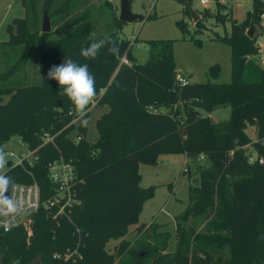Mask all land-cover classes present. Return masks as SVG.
<instances>
[{
	"label": "trees",
	"instance_id": "1",
	"mask_svg": "<svg viewBox=\"0 0 264 264\" xmlns=\"http://www.w3.org/2000/svg\"><path fill=\"white\" fill-rule=\"evenodd\" d=\"M19 1L24 15L7 24L9 39L0 42V148L16 136L34 149L43 132L56 134L53 144L36 151L32 174L44 203L54 193L48 162L60 156L70 160L79 180L78 203L70 219H53L41 205L29 215V236L21 226L0 230L1 263L28 264L39 255L37 264H264V164L250 162L249 150L251 146L264 157V65L254 58L260 50L255 41L264 0H252L242 20L232 18L228 35L213 36L230 48V80L186 85L178 83L172 40H146L149 57L138 64L129 39L113 31L90 34L96 8L98 14L110 8L115 27L125 23L110 0ZM216 1L214 12H196L200 19L193 24V36L203 33L208 19L225 23L218 10L223 4ZM185 6L183 13L190 17ZM43 13L50 19L49 32L41 30ZM176 24L189 32L185 20ZM250 25L254 31L249 38ZM104 37L116 42L117 54H109L106 46L94 60L80 55L92 39ZM34 52L39 81L31 83L25 65ZM65 55L89 65L96 78L94 100L107 106L95 120L94 141L87 139V126H82L87 114L70 124L74 106L59 95L58 82L46 78ZM122 57L128 65L120 63ZM218 70L212 65L208 75L215 77ZM219 106L229 107V120L215 123L198 112L211 113ZM247 125L254 126V140L245 133ZM166 153L185 154L192 164L201 155L205 158L195 166L198 185H188L186 207L173 218L176 244L168 252L170 232L155 222L138 224L133 241L125 238L154 193L152 185L139 186L138 166L154 165ZM9 174L12 181H31L19 167ZM116 239L118 244L109 252L107 242ZM77 243L80 258L53 257Z\"/></svg>",
	"mask_w": 264,
	"mask_h": 264
},
{
	"label": "rangeland",
	"instance_id": "2",
	"mask_svg": "<svg viewBox=\"0 0 264 264\" xmlns=\"http://www.w3.org/2000/svg\"><path fill=\"white\" fill-rule=\"evenodd\" d=\"M131 13L141 15L144 20H135L133 22L123 23L120 28L115 27L113 22L112 11L108 7L101 8L98 14L97 8L93 13L92 36H98L102 33L115 34L124 39H129L132 46L131 51L134 60L138 64L146 62L149 57V50L146 40H163L169 39L173 41V59L176 67V76L179 80L181 77L190 83L199 82H228L230 80V48L218 41L214 40L215 33L219 35H228L230 33V23L232 18L242 20L245 12L251 8L252 0H222L223 4L218 10L226 18L222 24L212 19L205 21V30L203 33L193 36L191 32L193 22L190 17L183 13L184 2H176L175 0H129ZM220 1V0H219ZM96 2V1H95ZM116 8V16L119 14L120 0H113ZM97 5H99L97 3ZM191 8L197 12L203 9H209L214 12L217 6L216 0H207L206 4H202L201 0H193ZM186 7V6H185ZM24 15L23 5L19 0H0V42H6L9 39L6 26L13 18H22ZM148 15H151L148 17ZM119 17V16H118ZM180 19L185 20L189 32H182L176 22ZM258 38L261 39L264 54V34L262 22L257 29ZM193 38L201 40L196 45ZM2 58L0 56V70L3 68ZM38 53L34 52L33 56L25 65V71L28 75L29 82L36 83L39 81L37 71ZM217 64L219 70L215 77L208 75V69ZM259 64L264 65L262 62ZM8 97H4L6 102ZM107 110V106L97 104V100L93 99L87 108L85 115L88 116L87 139L94 141L96 138L95 120L101 113ZM165 108L160 111L164 112ZM198 112L201 116L209 117L213 122H223L229 120V107L219 106L211 113H207L202 109ZM245 133L254 140V126L247 125ZM16 136H12L5 149L17 150ZM252 156L257 153L249 146ZM188 162V164H186ZM205 158L199 159L192 164L182 153H166L158 157L156 164L144 165L139 164L138 172L140 175L139 186L147 188L153 186V196L143 203L142 209L137 217V224L129 227V234L125 237L129 241H133L136 236V227L138 224H149L155 222L163 225V230L170 232L168 248L165 252L173 251L175 248L174 224L173 218L181 213L188 202V185H198L199 175L196 171V164H204ZM264 164V163H263ZM165 210V212L162 211ZM110 240L107 242V250L112 252L118 241Z\"/></svg>",
	"mask_w": 264,
	"mask_h": 264
},
{
	"label": "built area",
	"instance_id": "3",
	"mask_svg": "<svg viewBox=\"0 0 264 264\" xmlns=\"http://www.w3.org/2000/svg\"><path fill=\"white\" fill-rule=\"evenodd\" d=\"M202 4H206L207 0H201ZM261 22L264 21V10L260 15ZM255 45L260 48L257 55L254 56L255 60L264 64V56L261 55V41L257 39ZM120 63L128 65L129 62L125 57L120 59ZM179 84L186 85L187 80L181 77L178 80ZM69 114L73 115L70 124H78V120L81 118L80 114L76 111H70ZM56 134H49L48 132H43L40 135L41 143L38 147L32 149L27 143L22 141L19 137H16L17 150L14 149H3L5 143L1 148L6 153V163L2 170H0V175L6 177L9 181L8 196L7 200H11L17 206V212L10 214L0 213V230L3 232H9L11 229L21 226L26 229L27 235L31 234L30 217L29 215L36 211L41 205L43 209L49 210L53 219L57 217H66L70 219V213L72 207L78 203L75 192V185L79 182L78 176L75 173V169L70 160H66L64 157L60 156L58 159H54L47 164V175L49 180L53 184V195L48 198L44 203L41 202V192L36 182L34 175L32 174L31 167L34 162L38 160L36 151L47 143H54V137ZM76 142L80 140L78 135L75 138ZM201 155L199 159L203 158ZM257 161L260 164L264 163V157L251 156L250 162ZM9 163V165H8ZM187 164V162H186ZM19 167L25 175H29L31 178L30 182L20 183L12 181L10 174L7 175L11 168ZM2 186H0V189ZM165 212L164 209H162ZM167 213V212H165ZM66 250L63 255L59 253H54L53 257L56 259L62 258L68 260L71 257L78 256L77 247ZM80 258V256H78Z\"/></svg>",
	"mask_w": 264,
	"mask_h": 264
},
{
	"label": "clouds",
	"instance_id": "4",
	"mask_svg": "<svg viewBox=\"0 0 264 264\" xmlns=\"http://www.w3.org/2000/svg\"><path fill=\"white\" fill-rule=\"evenodd\" d=\"M110 45V46H109ZM107 46L109 54L115 55L119 48L116 42L110 37L101 39H92L91 42L80 49V55L86 60H94L98 57L100 51ZM48 80L58 82L60 88L59 95L66 96L74 106L76 112L83 117L88 106L96 97V78L90 72L87 63H77L70 56L65 55V59L59 65H53L47 72ZM88 121L85 119L82 126H87ZM6 163V153L0 148V170ZM8 180L0 175V186H4ZM17 206L11 200L0 199V213L10 214L17 212Z\"/></svg>",
	"mask_w": 264,
	"mask_h": 264
},
{
	"label": "water",
	"instance_id": "5",
	"mask_svg": "<svg viewBox=\"0 0 264 264\" xmlns=\"http://www.w3.org/2000/svg\"><path fill=\"white\" fill-rule=\"evenodd\" d=\"M176 2H182L184 0H175ZM185 3V1H184ZM185 5L187 6L188 9V13L190 14V17L193 21V23L195 24L197 22V20L200 19V15L198 13H196L192 8L191 5L189 3H185ZM118 18L127 23V22H133L135 20H144V17L141 15H137L134 13H131L130 11V1L129 0H120V7H119V14H118ZM42 23H41V30L42 32H49L50 31V19L47 17L46 13H43L42 16ZM253 27L252 25L249 26V29L247 31V36L250 38L253 36ZM9 165V163H8ZM9 181L6 185L2 186V188L0 189V199H5L7 200V196H8V188H9ZM2 259H3V255L0 251V264H2ZM40 259V256H35L34 258H32L28 264H37L38 261Z\"/></svg>",
	"mask_w": 264,
	"mask_h": 264
},
{
	"label": "crops",
	"instance_id": "6",
	"mask_svg": "<svg viewBox=\"0 0 264 264\" xmlns=\"http://www.w3.org/2000/svg\"><path fill=\"white\" fill-rule=\"evenodd\" d=\"M110 2L112 3V5L114 6V4H113V0H110ZM220 3H223V1L222 0H220ZM114 10H116V8H115V6H114ZM115 13H116V11H115ZM191 19V18H190ZM239 20V19H238ZM191 21H192V19H191ZM193 22V21H192ZM194 24V23H193ZM262 27H263V33L260 35V37L264 34V21L262 22ZM260 41H261V39H259ZM262 45H263V43H262V41H261V47H262ZM261 55L262 56H264V54H263V49L261 48ZM186 156V155H185Z\"/></svg>",
	"mask_w": 264,
	"mask_h": 264
}]
</instances>
